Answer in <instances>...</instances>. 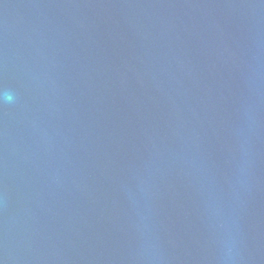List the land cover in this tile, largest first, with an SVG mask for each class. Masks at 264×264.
<instances>
[{"label":"water","instance_id":"water-1","mask_svg":"<svg viewBox=\"0 0 264 264\" xmlns=\"http://www.w3.org/2000/svg\"><path fill=\"white\" fill-rule=\"evenodd\" d=\"M0 260L264 264V0H0Z\"/></svg>","mask_w":264,"mask_h":264},{"label":"clouds","instance_id":"clouds-1","mask_svg":"<svg viewBox=\"0 0 264 264\" xmlns=\"http://www.w3.org/2000/svg\"><path fill=\"white\" fill-rule=\"evenodd\" d=\"M3 98H4L5 100L10 101V100L12 99V95H11L10 93H8V92H4V93H3Z\"/></svg>","mask_w":264,"mask_h":264},{"label":"snow or ice","instance_id":"snow-or-ice-1","mask_svg":"<svg viewBox=\"0 0 264 264\" xmlns=\"http://www.w3.org/2000/svg\"><path fill=\"white\" fill-rule=\"evenodd\" d=\"M0 264H3V261L2 260H0Z\"/></svg>","mask_w":264,"mask_h":264}]
</instances>
